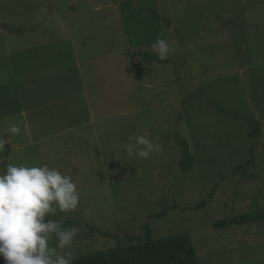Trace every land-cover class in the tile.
<instances>
[{"label":"rangeland","instance_id":"1","mask_svg":"<svg viewBox=\"0 0 264 264\" xmlns=\"http://www.w3.org/2000/svg\"><path fill=\"white\" fill-rule=\"evenodd\" d=\"M0 32V174L48 164L73 178L77 209L47 217L78 229L73 260L149 226L189 236L200 264H264V222L215 228L264 209V0H0ZM157 38L175 53L142 63ZM138 135L162 151L129 157Z\"/></svg>","mask_w":264,"mask_h":264},{"label":"clouds","instance_id":"2","mask_svg":"<svg viewBox=\"0 0 264 264\" xmlns=\"http://www.w3.org/2000/svg\"><path fill=\"white\" fill-rule=\"evenodd\" d=\"M152 48L161 60L176 51L164 38H157ZM7 131L18 136L22 130L19 124H12ZM134 140L126 147L129 157L148 159L152 153L162 151L159 143L145 135L135 136ZM6 143L0 138V153L5 151ZM79 202L77 183L59 169L48 164H8L0 174V257L5 264H73L70 249L78 229H65L47 217L57 211H74Z\"/></svg>","mask_w":264,"mask_h":264},{"label":"trees","instance_id":"3","mask_svg":"<svg viewBox=\"0 0 264 264\" xmlns=\"http://www.w3.org/2000/svg\"><path fill=\"white\" fill-rule=\"evenodd\" d=\"M137 55L142 63L153 61L159 64H166L169 62V60H161L158 55L149 52H141ZM260 131L259 123H256V130L253 136L257 137ZM179 143L183 148L180 167L183 171H191L194 168L195 161L189 152L188 143L183 138H179ZM206 204L207 202H202L195 208L198 209ZM176 208L177 206L175 205L165 208L164 211L156 214L155 217L163 218L169 211ZM261 222H264V209L217 222L215 228L222 229L229 226ZM145 230V237L134 238L136 242L132 246L117 247L106 252L78 257L73 260V264H200L196 249L189 236L176 235L154 239L149 226H146Z\"/></svg>","mask_w":264,"mask_h":264},{"label":"crops","instance_id":"4","mask_svg":"<svg viewBox=\"0 0 264 264\" xmlns=\"http://www.w3.org/2000/svg\"><path fill=\"white\" fill-rule=\"evenodd\" d=\"M0 33H1V32H0ZM42 36H43L42 33H40V39H41ZM37 37H39V36H37ZM39 41H41V40H39ZM41 46H42V45H41ZM41 61H42V60H41ZM40 88H41V94H42V96H43V81L41 82ZM47 93H48V85H47V83H46V92L44 91V95L47 96ZM41 119H43V117H42ZM46 120H47V119H46ZM8 148L12 149V145H11L10 142L8 143ZM10 149H9V150H10Z\"/></svg>","mask_w":264,"mask_h":264}]
</instances>
